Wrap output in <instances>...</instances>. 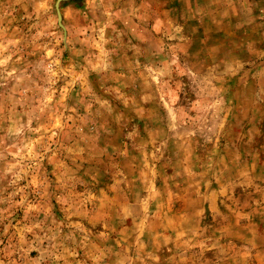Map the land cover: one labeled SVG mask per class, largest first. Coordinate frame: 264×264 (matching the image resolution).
<instances>
[{"label":"rangeland","instance_id":"obj_1","mask_svg":"<svg viewBox=\"0 0 264 264\" xmlns=\"http://www.w3.org/2000/svg\"><path fill=\"white\" fill-rule=\"evenodd\" d=\"M73 1L0 0V264H264V12Z\"/></svg>","mask_w":264,"mask_h":264},{"label":"crops","instance_id":"obj_2","mask_svg":"<svg viewBox=\"0 0 264 264\" xmlns=\"http://www.w3.org/2000/svg\"><path fill=\"white\" fill-rule=\"evenodd\" d=\"M193 0V4L196 5H201L204 4L205 7H208V10L210 8L209 11H211V13L213 14V17H215V15L217 13H219L220 8H225V13H229V11L231 12L233 9L235 8H242L243 11H245V14H247V16L249 18H247V20L249 22L253 21L256 22L260 19V17H263L261 14H263L264 12V0ZM66 5H70L69 7H58L57 12L62 16V14H65V12H69L68 8H75L77 9L78 7H75V5H77V2H74L73 0H69V2ZM87 7V6H85ZM255 8H259V13L258 11H254ZM103 9V8H102ZM38 10V9H36ZM81 11V10H80ZM39 12V10L37 11ZM84 11H81V13H83ZM122 11H119V14ZM160 24H163V21L160 22ZM129 109H133L134 107L130 104L127 106ZM203 200H206L207 198H210V196L207 197L204 196L203 198L200 197Z\"/></svg>","mask_w":264,"mask_h":264}]
</instances>
